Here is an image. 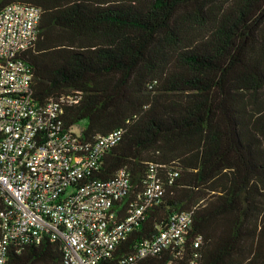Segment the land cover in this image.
Wrapping results in <instances>:
<instances>
[{"label":"trees","instance_id":"1","mask_svg":"<svg viewBox=\"0 0 264 264\" xmlns=\"http://www.w3.org/2000/svg\"><path fill=\"white\" fill-rule=\"evenodd\" d=\"M11 3L42 11L38 39L21 54L33 100L79 93L63 118L84 140L124 129L95 175L128 170L120 216L151 164L163 183L103 264L181 211L193 212L182 245L139 264H264V0H0V10ZM62 261L63 241L45 235L12 245L5 264Z\"/></svg>","mask_w":264,"mask_h":264},{"label":"built area","instance_id":"2","mask_svg":"<svg viewBox=\"0 0 264 264\" xmlns=\"http://www.w3.org/2000/svg\"><path fill=\"white\" fill-rule=\"evenodd\" d=\"M41 12L24 3L0 10V189L5 203L0 211V264L12 245L39 243L45 235L63 241L62 264H103L165 189L151 164L143 192L120 216L117 202L131 186L128 170L120 168L108 179L95 175L124 129L84 140L63 118L64 104L78 102L79 93L43 104L33 100V70L21 54L38 39ZM192 218V211L173 213L165 229L140 241L118 264H139L181 246ZM200 241L198 237L196 247Z\"/></svg>","mask_w":264,"mask_h":264},{"label":"crops","instance_id":"3","mask_svg":"<svg viewBox=\"0 0 264 264\" xmlns=\"http://www.w3.org/2000/svg\"><path fill=\"white\" fill-rule=\"evenodd\" d=\"M75 129H76V130H79V128H78L77 126H75Z\"/></svg>","mask_w":264,"mask_h":264}]
</instances>
